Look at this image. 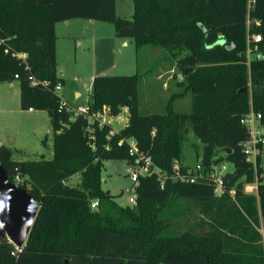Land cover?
<instances>
[{
  "label": "trees",
  "instance_id": "trees-1",
  "mask_svg": "<svg viewBox=\"0 0 264 264\" xmlns=\"http://www.w3.org/2000/svg\"><path fill=\"white\" fill-rule=\"evenodd\" d=\"M133 2L127 19L118 15L117 0H0V83L17 80L22 108L48 112L54 140L49 158L25 161L0 144L9 178L18 169L21 187L40 203L21 251L0 237V264H264V167L260 158L256 168L248 162L241 145L249 136L242 116L251 107L264 125V59L247 62L249 33H261L264 48V0ZM77 18L114 23L116 34L133 38L137 48L169 51L180 85L191 93V111L170 104L164 113H142L137 73L93 79L92 111L115 116L128 108L129 122L111 139V125L76 115L56 90L65 83L56 25ZM189 126L203 144L205 172L234 165L222 196L209 179L172 178L174 163L184 165ZM122 138H135L168 175L163 188L158 175L142 177L134 205H121L102 187L105 160L135 159L128 143L119 145ZM73 175H82L79 184L69 182ZM256 179L258 194L246 192L245 183ZM179 199H193L201 213L184 230L173 227L171 216Z\"/></svg>",
  "mask_w": 264,
  "mask_h": 264
},
{
  "label": "rangeland",
  "instance_id": "rangeland-1",
  "mask_svg": "<svg viewBox=\"0 0 264 264\" xmlns=\"http://www.w3.org/2000/svg\"><path fill=\"white\" fill-rule=\"evenodd\" d=\"M116 11L119 16L131 19L135 11L133 0H117ZM77 20L83 22L88 19L77 18L75 21ZM76 29L78 37L71 41H74L72 43L77 51L72 49L67 55L61 53L59 61L57 59L59 72H62L65 79L60 92L71 107L77 108L79 104L92 101V91L88 87L93 88L92 82L97 75L139 73L142 113H164L170 104L176 111H191V93L185 92L180 85L182 75L169 51L155 45L137 48L133 38L119 37L114 23L108 21L96 20L94 25L89 23L87 30L80 25ZM78 90L82 93L79 99L75 97ZM123 112L124 110L113 122L115 129H121L125 123L122 119ZM125 115L128 116V113ZM186 136L188 142L183 146V163L194 166L202 158L203 144L194 135L191 126ZM0 144L10 147L13 158L19 161L38 159L43 155L49 158L53 151V129L48 112L44 109L29 112L22 108L17 80L0 83ZM218 154L224 155L221 152ZM223 163H227L229 170L234 167L232 162ZM260 164L264 167V145ZM129 169L128 159L104 161L102 187L115 195L121 205H134L130 201L134 196L131 191L134 184ZM81 180L82 175H73L69 182L79 184ZM171 216L173 227L184 230L195 224L201 213L193 199H179L173 206Z\"/></svg>",
  "mask_w": 264,
  "mask_h": 264
},
{
  "label": "built area",
  "instance_id": "built-area-1",
  "mask_svg": "<svg viewBox=\"0 0 264 264\" xmlns=\"http://www.w3.org/2000/svg\"><path fill=\"white\" fill-rule=\"evenodd\" d=\"M263 42V37L261 33H249L247 39V62L250 65L252 60H260L264 59V48L261 44ZM63 89V84L59 83L56 87V90L60 93ZM72 108L76 115L79 113L86 114L89 120H94L95 122L98 120L100 125L108 124L111 125L113 130L109 134L110 136L119 133L120 129H115L113 127V122L117 115H109L106 110L104 112L101 111H92L91 104H83L79 105L77 108ZM33 109V108H31ZM128 113V108H124L122 119L125 120V123L122 128L126 126L129 122L128 116L125 114ZM262 114L256 112L253 107L243 114L242 116V124L244 123L248 127V137L242 142V147L244 153H246V160L252 163L255 168L257 167L258 160L262 155V146L264 145V125L262 123ZM124 143H128L129 145V153L131 156H135V159L130 162L129 174H131V179L133 181V188L131 191L134 192V196L130 198V201L136 204L137 199V185L139 184L142 177H152L153 175H158L162 188L165 185L167 174L159 171L158 167L154 164V160L151 156L144 154L140 151L136 139H126L122 138L119 141V145H123ZM227 163H219L213 164L211 170L205 172V168L203 165V160L200 159L194 166H186L181 162H175L172 170V178L181 183H195L202 180H211L214 183V188L216 190V194L218 196H222L226 193V175L228 174ZM17 186H21L24 182V177L21 175L20 171L16 169V173L14 175V180L12 181ZM244 190L248 193H255L258 191V182L257 179L255 182L245 183ZM234 196V191L231 192ZM98 201L92 202V208H96L98 206ZM16 246V245H15ZM16 251H21V247L16 246ZM15 253V252H13Z\"/></svg>",
  "mask_w": 264,
  "mask_h": 264
},
{
  "label": "water",
  "instance_id": "water-1",
  "mask_svg": "<svg viewBox=\"0 0 264 264\" xmlns=\"http://www.w3.org/2000/svg\"><path fill=\"white\" fill-rule=\"evenodd\" d=\"M226 152L230 153L231 149L226 148ZM39 210V201L27 189L13 183L0 162V237H8L16 246L22 247Z\"/></svg>",
  "mask_w": 264,
  "mask_h": 264
},
{
  "label": "crops",
  "instance_id": "crops-1",
  "mask_svg": "<svg viewBox=\"0 0 264 264\" xmlns=\"http://www.w3.org/2000/svg\"><path fill=\"white\" fill-rule=\"evenodd\" d=\"M75 20L76 19H71V20H66V21H60L56 25L57 36H58L57 43H56L57 59H58V61L60 59L61 53H63V55L64 54L67 55V54H69L70 50H72V49H74V50L77 51V49H75L74 48V45H73L74 41H71V39L72 38H74L75 40L77 39L79 33H78V31H77L76 28L78 27V25L84 27L85 30H87L86 28H88L89 23H90V25H94L95 24V21H96V19L95 20H92L91 22L89 21L90 19L83 20V22H79L78 20L77 21H75ZM75 22H77V23H75ZM80 44H81V42H80ZM125 44H127L126 41H125ZM78 45H79V43H78ZM88 89H90V91L93 90V88H89V87H88ZM75 97L77 99H79V98L82 97V93L80 92V90H78L75 93ZM86 102L87 103H90V101H86ZM79 105H83V104H79ZM27 111H29V112H36V109H34V108L31 109L30 108V109H27ZM51 155H52V152H51ZM38 159H40V158H38ZM254 194H258V191H256Z\"/></svg>",
  "mask_w": 264,
  "mask_h": 264
}]
</instances>
